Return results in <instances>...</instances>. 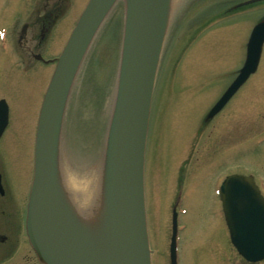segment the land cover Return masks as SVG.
I'll list each match as a JSON object with an SVG mask.
<instances>
[{
  "label": "rangeland",
  "instance_id": "rangeland-1",
  "mask_svg": "<svg viewBox=\"0 0 264 264\" xmlns=\"http://www.w3.org/2000/svg\"><path fill=\"white\" fill-rule=\"evenodd\" d=\"M193 1L173 4L150 96L142 164L150 264H169L174 210L176 264H249L229 243L216 192L228 175L241 174L251 176L264 198V44L255 73L215 117L206 115L241 68L250 31L264 20V1L198 0L183 16V7ZM34 2L0 0V99L8 108L0 138V235L6 240L0 252L9 255L0 256V264H46L25 224L36 131L56 59L88 0H47V12L54 16L43 39L29 26L39 13ZM125 9L126 0L115 1L78 68L50 169V175L55 169L63 176L66 161L77 172L89 166L97 189L108 162L105 114L115 91ZM194 14L195 21L188 22ZM198 14L208 18L199 21ZM53 199L48 210L58 225H76L78 214L63 216ZM65 200L66 210L75 212L68 195Z\"/></svg>",
  "mask_w": 264,
  "mask_h": 264
},
{
  "label": "water",
  "instance_id": "water-1",
  "mask_svg": "<svg viewBox=\"0 0 264 264\" xmlns=\"http://www.w3.org/2000/svg\"><path fill=\"white\" fill-rule=\"evenodd\" d=\"M115 1L88 0L56 59L53 75L43 96L34 146L33 179L26 208V232L46 264H87L52 235L51 228H61L65 224L58 225L55 215L48 210L53 199V184L50 182L49 186L50 176L53 177L50 169L70 86ZM158 2H126L115 91L105 114L107 152L109 139L112 145L111 159L107 164L111 168L124 264H150L143 207L142 164L155 75ZM263 41L264 21H260L250 31L242 67L208 111L206 118L215 116L255 72ZM7 115V105L1 99L0 136L7 125ZM0 194H3L1 184ZM217 194L230 243L247 262L261 261L264 258V200L252 178L240 174L228 175L221 182ZM175 235L176 213L173 212L170 264H176Z\"/></svg>",
  "mask_w": 264,
  "mask_h": 264
},
{
  "label": "bare ground",
  "instance_id": "bare-ground-1",
  "mask_svg": "<svg viewBox=\"0 0 264 264\" xmlns=\"http://www.w3.org/2000/svg\"><path fill=\"white\" fill-rule=\"evenodd\" d=\"M128 0H126L127 2ZM177 0H159L157 10V32H156V58L154 62V72L157 65L158 56L161 49V40L164 34V29L168 21L173 4ZM153 72V74H154ZM108 159H111V139L108 140ZM55 153H53L55 165ZM110 164L105 167L104 174L99 183L98 193V219H95L96 214L89 220H84L77 211L66 210L65 200L66 192L63 185V176L58 171L53 170L52 173V192L54 203L58 205L60 214L76 215V225L73 224L70 229L51 228L52 235L60 243L76 252L78 256L86 261L87 264H124L123 245L121 239L120 223L118 221L115 205L113 204V197L111 196V189L108 183ZM57 184V185H55ZM55 185V187H54ZM58 193V197L56 191ZM69 199V198H68ZM70 203V202H69ZM72 205V204H71ZM69 213V214H68ZM70 220V218H69ZM85 226V227H84Z\"/></svg>",
  "mask_w": 264,
  "mask_h": 264
},
{
  "label": "clouds",
  "instance_id": "clouds-1",
  "mask_svg": "<svg viewBox=\"0 0 264 264\" xmlns=\"http://www.w3.org/2000/svg\"><path fill=\"white\" fill-rule=\"evenodd\" d=\"M63 185L69 202L84 220L95 216L98 210V193L95 178L89 166L74 170L72 162L66 161L63 166Z\"/></svg>",
  "mask_w": 264,
  "mask_h": 264
},
{
  "label": "flooded vegetation",
  "instance_id": "flooded-vegetation-1",
  "mask_svg": "<svg viewBox=\"0 0 264 264\" xmlns=\"http://www.w3.org/2000/svg\"><path fill=\"white\" fill-rule=\"evenodd\" d=\"M196 1H193V2H189L188 4H186L183 9H182V14L183 16H186L189 12L195 10L194 8L196 7V5L194 4ZM46 3H47V0H35L34 2V7H33V10L34 11H38L39 13L37 14L35 12V17H34V20L33 22L30 21L29 23V26L30 27V30L32 31H35L36 34H39L37 36V38H40V39H43V36L42 34L44 32H46V29H47V25H48V14H47V8H46ZM39 5V7H37ZM37 7V8H36ZM31 12V11H30ZM192 13V12H191ZM29 16H30V13H29ZM189 20V19H188ZM28 26V28H29ZM27 30V27L23 30V32H25ZM36 38V39H37ZM35 46H38V43H36V41L34 42ZM33 44V45H34ZM39 47V46H38ZM0 184H1V180H0ZM1 188H2V185H1ZM3 191V189H2ZM3 195H4V191H3ZM6 240H5V237L4 236H1L0 235V242L1 243H4ZM5 244V243H4ZM0 249H1V246H0ZM5 256L6 253L4 252H0V256ZM7 257L9 255H6ZM11 264V263H10Z\"/></svg>",
  "mask_w": 264,
  "mask_h": 264
},
{
  "label": "trees",
  "instance_id": "trees-1",
  "mask_svg": "<svg viewBox=\"0 0 264 264\" xmlns=\"http://www.w3.org/2000/svg\"><path fill=\"white\" fill-rule=\"evenodd\" d=\"M69 115H70V111L68 110L67 120H68V119L70 118V116H71V115H70V116H69ZM67 123H68V122H67ZM66 127H67V124H66ZM66 133H67V132H66ZM63 138H64V140H66V137H65V135H64V137H63Z\"/></svg>",
  "mask_w": 264,
  "mask_h": 264
}]
</instances>
